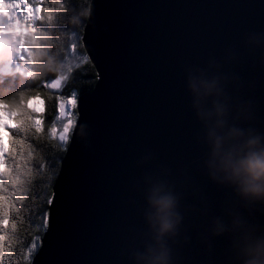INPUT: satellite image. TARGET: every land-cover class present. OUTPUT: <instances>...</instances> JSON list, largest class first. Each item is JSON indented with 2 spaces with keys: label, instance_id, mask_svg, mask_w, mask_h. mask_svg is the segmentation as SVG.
<instances>
[{
  "label": "water",
  "instance_id": "obj_1",
  "mask_svg": "<svg viewBox=\"0 0 264 264\" xmlns=\"http://www.w3.org/2000/svg\"><path fill=\"white\" fill-rule=\"evenodd\" d=\"M83 46L97 83L79 98L32 264H134L131 251L142 250L139 233L147 228L143 178L161 167L172 181L186 173L199 189L197 197L185 194L182 208H199L201 196L210 205V216H185L189 241L176 249L179 264H229L227 236L210 238V252L200 238L211 216L227 220L221 204L231 190L204 167L208 149L198 141L186 69L215 59L239 76V95L258 105L252 126L264 132V0H92ZM229 50L237 58L225 63Z\"/></svg>",
  "mask_w": 264,
  "mask_h": 264
},
{
  "label": "clouds",
  "instance_id": "obj_2",
  "mask_svg": "<svg viewBox=\"0 0 264 264\" xmlns=\"http://www.w3.org/2000/svg\"><path fill=\"white\" fill-rule=\"evenodd\" d=\"M231 53L225 63L237 58ZM5 59L0 57V63ZM37 59L44 61L39 63L42 72L56 70L53 58L43 50L38 51ZM221 68L220 62L211 59L206 68L186 69L191 107L202 126L198 141L208 149L204 167L213 183L231 190V196L221 204L227 220L211 216L200 238L210 252V238L227 236L229 264H264V222L259 219L264 217V132L252 126L258 120V105L239 95L243 87L240 77L224 73ZM230 86L234 93L229 91ZM254 86L250 84L249 88ZM150 158L145 156L140 163ZM170 175L169 169L161 167L143 178L147 205L143 219L147 228L139 233L142 250L134 247L131 251L134 264H179L176 249L181 242L189 241L187 235L182 236L185 216L194 212L210 216V205L202 196L199 208H182L185 194L190 191L197 197L199 189L193 187L186 173L179 181L168 179Z\"/></svg>",
  "mask_w": 264,
  "mask_h": 264
},
{
  "label": "trees",
  "instance_id": "obj_3",
  "mask_svg": "<svg viewBox=\"0 0 264 264\" xmlns=\"http://www.w3.org/2000/svg\"><path fill=\"white\" fill-rule=\"evenodd\" d=\"M91 1L43 0L38 12L41 19L37 21L41 27L34 31L32 38H27L25 44L28 50L24 55L29 62L24 65L17 61L25 70L30 68L34 75L27 77L6 71L4 83L0 85V100L14 116L15 125L22 128L28 125L26 131L9 134L12 139L8 138L9 148L0 176V219L7 221L0 225V235L4 236L0 241L3 247L0 264H32L47 230L39 228L41 221L38 218L44 211L49 212L46 200L53 197L54 185L78 119L79 98L91 93L97 83L96 69L83 46ZM72 43L77 45L75 57L71 54ZM40 50L53 58L55 71H41L39 63L44 61L37 59ZM4 54L3 57L10 58ZM7 59L0 63V67ZM53 79H61L59 89L46 87ZM73 92L76 106L70 118L72 127L68 139L61 141L56 135V129L62 126L58 117L59 104L67 99L73 100ZM37 98L45 106L39 131L34 126L38 116L30 107V102ZM37 237L40 244L28 259V248Z\"/></svg>",
  "mask_w": 264,
  "mask_h": 264
},
{
  "label": "snow or ice",
  "instance_id": "obj_4",
  "mask_svg": "<svg viewBox=\"0 0 264 264\" xmlns=\"http://www.w3.org/2000/svg\"><path fill=\"white\" fill-rule=\"evenodd\" d=\"M43 3V0H12L10 4L7 5L8 8L12 9L13 11H17V23L20 22L22 19L23 22L28 24L33 31H38L41 25L37 24V21L40 20L41 18L37 15V13L40 11V5ZM3 0H0V7H3ZM11 20V17L9 18ZM76 48L77 45L76 43L71 44V54L73 57H75L76 53ZM27 49L20 47L18 50L16 48L13 49V54L11 55L10 59L7 61L6 64H4L2 67H0V85L4 83V74L6 71L10 72L11 74L19 73L20 75L24 76L26 75L27 77H32L34 75L33 71L28 68L25 70V68L21 65L18 64L17 61L23 62L24 65H26L29 61L24 55V52H26ZM4 53L3 50L0 49V57H3ZM78 59V58H77ZM86 60L87 57H84ZM61 79H66V77H61ZM61 79H53L50 83L46 85V87L50 89H59L61 87ZM75 92L72 93L73 100L72 103L75 104ZM0 104H3V100H0ZM59 108L61 111V115H66L64 112L65 104L60 103ZM68 120L67 123L63 124V132L67 133L69 130L70 123ZM35 128L39 131L40 130V121L35 122ZM0 127L7 128L6 125H4L2 122H0ZM28 125H24L23 128L18 125L16 132L19 134L20 131L27 130ZM60 140L64 141L67 139L66 135H60ZM12 139V136L9 135V140ZM4 152V147L3 145H0V154ZM2 163V162H0ZM47 204L50 206L53 202V197H48L46 200ZM41 223L39 225V228L41 229H47L49 225V220H50V213L48 211H44L42 216L38 218ZM6 219H0V225H4L6 223ZM2 231V229H0ZM4 240V236L0 235V241ZM40 244L39 237L34 239L31 243V246L28 248V259H31V254L38 248ZM3 256V247L0 245V258Z\"/></svg>",
  "mask_w": 264,
  "mask_h": 264
},
{
  "label": "rangeland",
  "instance_id": "obj_5",
  "mask_svg": "<svg viewBox=\"0 0 264 264\" xmlns=\"http://www.w3.org/2000/svg\"><path fill=\"white\" fill-rule=\"evenodd\" d=\"M8 4L9 3H5L3 1L4 6L0 7V12H1L0 13V41L4 43V44L1 43L0 49L7 51L4 53L8 54L6 56L11 57V55L13 54L14 48H16L17 50L20 47L25 48L27 38L28 37L29 39L32 38L34 35V31L28 24L23 22L22 19L20 20L19 23H17V11L19 10L13 11L12 9L7 7ZM10 17H11V20L9 19ZM3 18H5L6 20ZM25 49L28 50V48H25ZM9 59L10 58L6 60L5 64L7 63ZM60 103L65 104L64 112L66 115L62 116L60 108H59L58 117H59V121L62 122V126L61 128L56 129V135L60 137V135L63 134V135H66L68 139L69 131L72 127V124H70L69 130L67 133L63 132V124L67 123L68 120H71L70 118L73 114V108L74 106H76V102L75 104H73L72 100L67 99V100L61 101ZM30 107L35 111V113L37 114L36 116H38L36 117V121H40V125H43V119H44L43 114H45V106H44L43 101L39 98L32 100L30 102ZM0 122H2L4 125L7 126L6 129L3 127H0V145H3L4 147V152L0 154V162H2L0 163V176H1L2 169L4 168V164H5V156L9 148V141H8L9 134L12 131L14 132V134H16V129H17V126L15 125V121H14V116L9 111L7 105L4 103L0 104Z\"/></svg>",
  "mask_w": 264,
  "mask_h": 264
}]
</instances>
